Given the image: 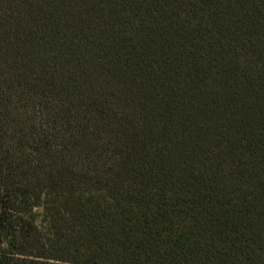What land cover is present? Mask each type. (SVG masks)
<instances>
[{"label": "trees", "instance_id": "1", "mask_svg": "<svg viewBox=\"0 0 264 264\" xmlns=\"http://www.w3.org/2000/svg\"><path fill=\"white\" fill-rule=\"evenodd\" d=\"M0 264H264V0H0Z\"/></svg>", "mask_w": 264, "mask_h": 264}, {"label": "rangeland", "instance_id": "2", "mask_svg": "<svg viewBox=\"0 0 264 264\" xmlns=\"http://www.w3.org/2000/svg\"><path fill=\"white\" fill-rule=\"evenodd\" d=\"M37 211H39V219H41L42 218V212H41L42 210L39 208ZM42 228H45V225Z\"/></svg>", "mask_w": 264, "mask_h": 264}]
</instances>
